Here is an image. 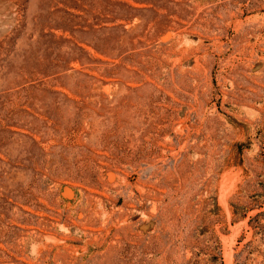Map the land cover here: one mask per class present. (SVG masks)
I'll list each match as a JSON object with an SVG mask.
<instances>
[{
	"label": "rangeland",
	"instance_id": "obj_1",
	"mask_svg": "<svg viewBox=\"0 0 264 264\" xmlns=\"http://www.w3.org/2000/svg\"><path fill=\"white\" fill-rule=\"evenodd\" d=\"M0 264H264V0H0Z\"/></svg>",
	"mask_w": 264,
	"mask_h": 264
}]
</instances>
